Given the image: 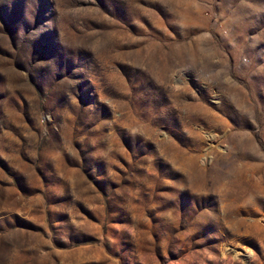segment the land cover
I'll use <instances>...</instances> for the list:
<instances>
[{
    "label": "rangeland",
    "instance_id": "374dc122",
    "mask_svg": "<svg viewBox=\"0 0 264 264\" xmlns=\"http://www.w3.org/2000/svg\"><path fill=\"white\" fill-rule=\"evenodd\" d=\"M0 264H264V0H0Z\"/></svg>",
    "mask_w": 264,
    "mask_h": 264
}]
</instances>
